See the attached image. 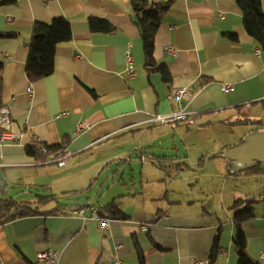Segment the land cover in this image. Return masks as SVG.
Masks as SVG:
<instances>
[{
  "label": "crops",
  "instance_id": "crops-1",
  "mask_svg": "<svg viewBox=\"0 0 264 264\" xmlns=\"http://www.w3.org/2000/svg\"><path fill=\"white\" fill-rule=\"evenodd\" d=\"M146 1L169 5L154 50L156 63L169 73L168 81L160 72L148 74L145 68L143 41L130 0H0L6 2L0 7V31L14 35L0 39V106L9 109L12 130L22 134L21 143L0 146V172L6 177L1 180L0 199H13L19 206L34 204L38 209L33 211H39L0 225V264H45L38 261V254L49 249L59 254L57 264H139L136 247L142 250L145 264H209L216 240L215 264L238 263L230 211L236 201L230 213L220 218L203 206L214 198L212 193L193 192L194 185L204 180L199 176H213L214 169L206 173L213 156L239 145L251 132L264 131V52L247 34L234 0ZM58 18L70 23L72 40L58 45L54 73L30 83L25 64L32 27L35 22L50 23ZM91 19L104 20L114 29L95 32ZM168 46L176 55L167 52ZM127 52L134 58L132 77ZM223 84L232 87L223 92ZM177 88H186L193 95L186 111L199 114L194 126L173 129L154 122L157 115L176 110L168 96ZM249 122L258 125H244ZM221 126L242 129L230 141L232 132L225 138ZM206 134L217 139L213 146L192 142L194 136ZM34 137L48 146L69 142L67 166H57L64 170L56 177L61 192L54 188L58 184H45L42 186L52 191L51 196L35 200L8 197L6 190L19 178L18 172L37 178L43 168L56 165L49 161L39 166L28 158L25 149ZM171 141L179 144L171 166L163 164L167 161L153 162L157 145L169 146ZM87 153L97 154L96 171L78 182L80 164L70 159ZM207 156L211 157L207 168L193 169L195 175L182 169L203 168ZM128 158L138 160L132 165L134 176L125 175L120 181L113 172L121 159ZM102 165L110 170L107 180L121 191L109 188L94 200L99 177L94 181L93 176ZM85 196L87 201L81 203ZM176 196L193 200L185 202ZM71 197L78 198L73 201ZM247 197L262 199L264 188L253 189ZM90 204L104 208L102 216L111 219L108 229L78 215H61ZM221 204L225 206L224 201ZM254 207V218L244 222L242 229L248 255L264 264L260 258L264 201ZM19 209L21 212L24 206ZM114 211L119 213L115 217L111 216Z\"/></svg>",
  "mask_w": 264,
  "mask_h": 264
},
{
  "label": "trees",
  "instance_id": "trees-1",
  "mask_svg": "<svg viewBox=\"0 0 264 264\" xmlns=\"http://www.w3.org/2000/svg\"><path fill=\"white\" fill-rule=\"evenodd\" d=\"M134 12L135 24L141 32L143 41V50L145 53L146 63L145 68L148 74L161 73L164 81L169 80V73L165 66L158 65L154 59L155 40L159 31L162 16L168 11L167 4H151L146 0H130ZM238 6L243 19V24L247 34L256 42L260 50L264 52V10L262 8V0H234ZM6 2H0V7ZM91 26L95 32H111L114 28L104 20L91 19ZM11 33L1 32L0 39L13 37ZM73 32L70 23L63 18H58L50 23L35 22L31 32V43L28 49V54L25 64V73L30 83H35L44 78L51 76L54 73V62L56 58V49L58 45L69 43L72 40ZM233 40H236L234 35H231ZM3 63L0 62V89L2 83ZM66 142L58 146H48L42 144V147L47 148L48 153L45 155L41 149L29 145L25 151L28 158L33 159L38 165L46 164L49 160H55L59 157L68 156ZM60 154V156H58ZM226 160V159H225ZM228 161V160H227ZM249 171V172H248ZM255 167L245 170L238 174H231L228 172V177L249 175L252 173H259ZM264 201L262 199L246 198L235 202V205L230 209L233 215V223L235 226V235L233 237V244L238 256L237 264H261L256 262L247 253V237L242 229V224L254 218L255 207L257 203ZM40 206L42 202L39 203ZM18 203L13 200L0 199V225L11 211L17 208ZM87 207V206H86ZM104 209V208H103ZM108 209V208H107ZM107 211V210H106ZM39 213L29 208L21 210L18 208L15 214L6 222L25 215ZM117 212H112L111 216L115 217ZM139 264H145L142 250L136 247ZM218 246L216 244L209 257V264H215L217 258Z\"/></svg>",
  "mask_w": 264,
  "mask_h": 264
},
{
  "label": "rangeland",
  "instance_id": "rangeland-1",
  "mask_svg": "<svg viewBox=\"0 0 264 264\" xmlns=\"http://www.w3.org/2000/svg\"><path fill=\"white\" fill-rule=\"evenodd\" d=\"M251 117V116H250ZM217 121V120H215ZM222 128L223 130V135L225 138H227L226 133L227 132H232V135L229 136V140L231 141L234 137V134H237V132H240L239 127H219ZM247 130V127H243ZM248 131V130H247ZM172 133V131H171ZM241 133V132H240ZM209 137H211L212 139H209ZM214 141V142H213ZM217 141V139L214 138L213 135H209L206 134L204 136H194V138L192 139L193 143H205L208 146H213L215 144V142ZM158 147L155 149V152L153 153L154 155H156L158 158L160 157H164V156H169L170 158H173L174 156H177L175 149L179 148V144H173L171 141V144H169V146L162 145L160 146L159 144L157 145ZM238 146V145H237ZM107 148H110L109 146ZM182 148V145H181ZM101 148L98 149V151H100ZM183 149V148H182ZM137 156H139L137 154ZM183 155H181L180 157H182ZM97 157L96 153H87V154H83L81 156L75 157V158H71L70 160L76 159V161L79 162L80 164V181H84L86 178H88V176L90 175H94V172L96 171V166L94 165V158ZM208 157V156H207ZM197 158V154L196 153H192V159L193 161H195V159ZM69 160V161H70ZM160 161H162V159H159ZM51 161V160H49ZM48 161V162H49ZM47 162V163H48ZM173 161H171V159H169V163H172ZM50 164H56V165H49L45 168H43L40 172V176L35 178L33 176V174L29 175V176H25L24 174L18 172L19 174V178H16L14 185H10L7 188V196L8 197H15L17 199H33L35 200L37 197H45V196H51L52 191H47L45 187H43L42 185L45 184H58L60 182H57V176L59 175V172H63L64 170L59 169L57 163H53L50 162ZM163 164H167V162H163ZM45 165V164H42ZM105 165V164H104ZM102 165V167L98 170V172L95 174V176H93V180L97 179V177H99V180L96 181L95 184V189H94V194L93 196L95 197L96 195L98 197H102L108 190L112 189V191H121L118 188V185L113 187L112 183L110 184V181L107 180V175L109 174V168L104 170V166ZM192 165V164H190ZM37 166V165H36ZM39 166H41L39 164ZM58 166V167H57ZM67 166V165H66ZM104 166V167H103ZM136 166V165H135ZM113 167L114 166H111ZM191 167H194L193 165ZM191 167H183L182 169L184 170L185 173L192 175H195L196 171L193 170V168ZM41 168V167H40ZM64 168V167H63ZM196 168V167H195ZM207 168V166H206ZM255 168L259 171H262L261 174L258 175H252L250 177H245L244 175L242 176H232V177H227L228 175V167H226V162L224 160V158L222 157H218L213 159L212 163L208 166V169L206 171V173H208L210 170H213L214 174L213 176H207L205 177V175L199 176L201 178H203L204 180H202L201 183L194 185V192L193 193H200V194H213L214 198L209 202V203H204V207L205 209L211 213V214H219L220 218H225V214L226 213H230L229 209L230 207L233 206L235 201H239V200H244L248 195H250L252 193V190L254 189L255 191H258L262 188H264V163H258ZM250 170V169H249ZM249 172V171H248ZM218 173L224 174L218 176ZM79 174V173H78ZM7 175L9 176L10 173L7 172ZM128 175V173H127ZM25 176V177H23ZM5 174L3 171L0 172V196L2 195L1 191L2 188L4 187V184L1 182V180H5ZM95 181V180H94ZM93 181V182H94ZM77 182V183H78ZM108 183V184H107ZM76 184V183H75ZM193 184V183H192ZM61 187V184L58 185H54V188H56L57 193H60L61 190L59 189ZM183 187V184H182ZM100 188V191H99ZM110 188V189H109ZM51 189V188H49ZM190 189V188H188ZM99 193V194H97ZM88 194H92V192H89ZM239 194V196H238ZM96 196V198H98ZM79 197V196H78ZM78 197H71L70 200H73ZM93 197V198H94ZM235 197H237L236 200ZM82 199L80 200L81 203H85L87 201L86 196L85 197H81ZM176 199H180L181 201H192V199H188L185 197H178L176 196ZM222 201H224L225 206H222ZM52 202V201H51ZM50 202V203H51ZM49 204V203H48ZM48 204H45V206H47ZM24 206V204H21ZM44 206V207H45ZM54 207V204H52L51 206H49L47 208V210H50Z\"/></svg>",
  "mask_w": 264,
  "mask_h": 264
},
{
  "label": "built area",
  "instance_id": "built-area-1",
  "mask_svg": "<svg viewBox=\"0 0 264 264\" xmlns=\"http://www.w3.org/2000/svg\"><path fill=\"white\" fill-rule=\"evenodd\" d=\"M167 52L174 56L176 55V50L172 46L167 47ZM261 52V51H260ZM81 58V56H78ZM126 62L128 65V73L129 76H134V58L130 52L126 53ZM230 84H223L222 91L227 92L231 89ZM192 93L186 88H177L174 89L170 95L168 96V100L177 106L176 110L168 113L157 115L154 119L155 123H159L162 125H170L173 129L178 128L180 125L184 126H194L196 124V120L199 117V114L196 113H188L186 111L188 103L192 100ZM66 113H63L64 116ZM85 126L81 125L79 130ZM22 141V134L14 132L12 130V120L10 111L7 107L0 106V146L5 144H18ZM31 145L41 149L43 154H47V148L42 147L40 139L38 137H34ZM60 156V154L58 155ZM50 162L57 163L60 168L66 167L67 159L65 157H59L55 160H51ZM103 208L96 207L92 204L87 207H83L80 209L72 210L71 212L68 210L61 213V215L65 216L68 214L78 215L84 219H90L96 221L103 229H108L110 226L111 219L104 218ZM59 258V254L54 250H47L38 254V261L45 264H57ZM260 258L264 262V251L260 253ZM114 264H121V262H116ZM196 264H206L203 262H196Z\"/></svg>",
  "mask_w": 264,
  "mask_h": 264
},
{
  "label": "water",
  "instance_id": "water-1",
  "mask_svg": "<svg viewBox=\"0 0 264 264\" xmlns=\"http://www.w3.org/2000/svg\"><path fill=\"white\" fill-rule=\"evenodd\" d=\"M250 125V126H256L258 125L257 122H249V123H244V125ZM213 157H222L226 160H228V172L231 174H238L240 172H243L248 169L254 168L258 163H264V131H255L249 133L242 143H240L238 146H235L233 148L228 149L226 152L213 156ZM211 157H206L204 161V167L203 168H195L192 167L195 170H203L208 162L210 161ZM162 159V161H167L166 166H171V163H169V159L173 161V158H170L169 156H164L158 158L157 156L155 157L156 163H159L158 160ZM146 159L145 161H147ZM122 163L117 166L116 170H114V175L120 176V181L123 180V177L125 175L128 176H134L135 169L133 168L132 165H135L138 160H133L131 158L128 159H121L120 160ZM152 161V160H149ZM106 167V166H105ZM135 178L131 179L133 184V180ZM98 197V196H97ZM96 197L94 198V200ZM18 206L17 208L13 209L9 216H7L5 219L2 220V222H6L10 217H12L15 212L17 211L18 208L22 207ZM24 208H29L31 210L38 209V206H35L34 204H29V205H24Z\"/></svg>",
  "mask_w": 264,
  "mask_h": 264
}]
</instances>
